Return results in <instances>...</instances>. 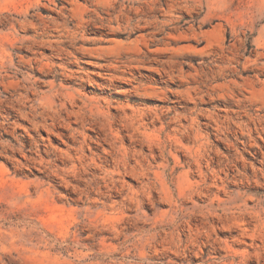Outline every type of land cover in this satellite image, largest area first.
<instances>
[{
	"label": "clouds",
	"instance_id": "9594fccd",
	"mask_svg": "<svg viewBox=\"0 0 264 264\" xmlns=\"http://www.w3.org/2000/svg\"><path fill=\"white\" fill-rule=\"evenodd\" d=\"M69 3L54 19L38 2L20 11L0 0V264H264V167L239 168V153L229 159L193 128L201 115L219 120V100L233 102L226 119L241 131L244 117L264 126V0ZM52 25L62 63L79 71L42 59L51 76L37 79L28 66L39 41L26 29ZM149 91L164 104L109 102ZM6 107L63 145L37 134L26 147Z\"/></svg>",
	"mask_w": 264,
	"mask_h": 264
},
{
	"label": "rangeland",
	"instance_id": "374dc122",
	"mask_svg": "<svg viewBox=\"0 0 264 264\" xmlns=\"http://www.w3.org/2000/svg\"><path fill=\"white\" fill-rule=\"evenodd\" d=\"M12 2L16 5H19L20 11H23L26 9L27 5L33 4V3H39L41 6L39 8V11L41 15L44 16H51L52 18H57L59 16V13L55 11L54 9L58 8H71L73 5L69 3V0H12ZM51 3L53 7H44L43 5ZM27 11L31 12V9L28 8ZM5 25H0V29H4ZM146 31V30H141ZM25 34V33H22ZM26 34L34 37L39 43L34 45L33 51L35 53V63L31 66H28L31 68L29 71V75H34L37 79L44 78L45 74H48L49 78L51 76V73L47 67H41L39 61L42 59H46L48 61H51L53 64L59 65L58 71H63L65 68L68 69L70 72H78L79 67L76 65H69L67 63H62L65 59H67L63 53L58 52L54 45L58 40L59 32L56 29L55 25H52L47 28H40V29H34V28H27ZM3 43V38L0 37V44ZM47 45H52L46 47ZM139 47V45H136ZM21 54L25 53V49H19L18 50ZM86 53H79L78 55H85ZM29 57L33 55V53H27ZM94 67L93 65H86L85 70ZM21 70H24L23 68ZM132 71L135 72H143L147 76L154 77L158 82L162 79H167L166 75L161 73L158 69L152 67H136L132 69ZM100 77H97L99 79ZM65 79H69V77H65ZM169 85L172 87L179 86L180 82L177 81L175 84L172 83L171 80H168ZM159 87V83L156 85H152V88ZM0 90H3V86L0 85ZM16 89L9 87L8 92L5 94L7 95L9 92H15ZM127 97H131V99H125ZM178 99V98H177ZM140 100H148L152 101V104H140ZM110 103H117L121 107H124L127 105L129 109L136 107L139 110H143L146 107H153L155 108L157 105H163L164 101L159 100V96L155 94L154 92H146L142 97L137 96L134 93H128V92H122V93H113L112 99L109 100ZM182 104H188V101H180ZM217 104L219 107L216 111V116L219 117V120L216 119L215 116H198L195 118V124L193 125L194 128V134L195 133H209V139H211L218 147L219 151L224 153L225 156H228L229 159L236 156L237 153H239L243 158L236 161L237 166L241 169H246L248 172H252L254 168H260L264 167V126H260L257 123L248 120L247 117H244L243 119L247 122V131H241L240 129L236 128L234 124L231 123L229 119H226L227 117H232L235 119V106L228 107L229 105H233V102L231 100H219L213 102ZM115 111V109H113ZM181 114H184L183 111H181ZM4 115L10 116V118L13 121L21 123L23 126L20 128L15 129V134L19 135L22 138L23 143L25 146H30L33 138L39 134L41 136V142L42 143H52L55 145H63L64 143V137L62 135H53L52 132L46 130V129H36L33 127L32 124H30L27 120H24L18 112H16L13 108H4ZM221 122H223L221 124ZM182 123H185L186 125L189 123V121H182ZM75 126V125H74ZM220 129L218 132L217 129ZM54 131L59 133H66L68 132L67 128L60 127L57 125L54 129ZM93 138H95V134L92 133ZM101 135L103 133L101 132ZM6 138L9 137L8 133H5ZM238 137V139H237ZM131 141V137H128V142ZM183 143L188 146L189 143V137L185 136ZM95 145L92 146L93 150H95ZM147 151V149H145ZM181 162H183L184 154L180 153ZM18 158L23 160V157H19V154H17ZM3 159V158H0ZM219 159V157H217ZM8 163H11L10 161ZM7 166V165H5ZM131 179V178H128ZM3 190V173L0 172V191ZM50 219H55L54 217H49ZM222 238L229 236V232H220L218 233ZM186 239V236L184 234L181 235V241L183 242ZM207 251V249H205ZM168 256L172 257L175 261L179 262L181 260V257L179 256H173L172 253H168Z\"/></svg>",
	"mask_w": 264,
	"mask_h": 264
}]
</instances>
